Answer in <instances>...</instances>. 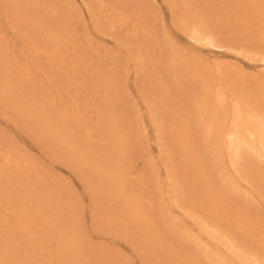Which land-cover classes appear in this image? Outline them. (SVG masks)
Listing matches in <instances>:
<instances>
[{"label": "rangeland", "instance_id": "374dc122", "mask_svg": "<svg viewBox=\"0 0 264 264\" xmlns=\"http://www.w3.org/2000/svg\"><path fill=\"white\" fill-rule=\"evenodd\" d=\"M28 3L0 0V264L15 247L30 264H264V154H230L209 116L221 89L264 118V0ZM119 166L140 226L119 191L105 212ZM73 226L77 246L58 245Z\"/></svg>", "mask_w": 264, "mask_h": 264}, {"label": "bare ground", "instance_id": "6f19581e", "mask_svg": "<svg viewBox=\"0 0 264 264\" xmlns=\"http://www.w3.org/2000/svg\"><path fill=\"white\" fill-rule=\"evenodd\" d=\"M30 0H6L7 3H11L13 6V10H18V13H20V17L25 15H35L32 12L34 10L30 9L29 2ZM26 10V11H23ZM40 33H44L45 38L47 41H45L46 44L53 45L59 42V36L56 31L50 30L49 26H39ZM191 31V37H193L197 42H204L206 44H209L211 46H216L215 43V36L212 31H203L201 27L199 26H192L190 28ZM51 47V46H50ZM50 47H47V45H44L42 47L35 46L36 53L38 55L46 53L50 51ZM238 48V47H237ZM53 56H56V54H46L45 56H39L37 58V62L39 61V65L41 64V60L43 58L51 59ZM264 59V58H262ZM47 64V62H46ZM15 70H17V73L20 72V74L24 75V81L29 82L32 81V75L36 72L34 68H27L25 70V65L23 63L17 62L15 65ZM63 66V62L58 64V67L61 68ZM222 67H217L215 70L219 74L218 79L220 80L221 73H222ZM225 75V73L223 72ZM221 76V77H220ZM220 77V78H219ZM218 80V84L221 85V80ZM45 85V84H43ZM222 87V86H221ZM220 89V88H219ZM225 92V91H224ZM221 92V89L219 91L218 100L221 105L215 106V111L213 113H209L210 120L212 122V127L216 130L217 138L222 140L223 144L226 145L228 152L230 154L233 153V155H239L241 147L243 145H252L253 148L256 147V150L260 155L264 154V118H260V115H256L255 112H250L247 110L245 106H243L239 100H236L235 98H230V101L226 99L225 93ZM221 99V100H220ZM229 99V98H228ZM61 105V114L63 116V103ZM205 108V107H204ZM221 110V114L217 111ZM213 110V108H212ZM223 112V115H222ZM205 113V112H203ZM208 116V117H209ZM68 119L72 120L75 118H78L76 115H73V117H67ZM63 121V117H61ZM53 122L48 119V122L50 125L51 130H56L58 127L57 124H55V120L52 118ZM79 122H81L79 120ZM7 162H10L8 159ZM16 167L17 166L16 164ZM123 167L119 166L116 169L113 167L110 168V187H109V194H108V200L109 203L106 204L108 206L105 207V212H107L111 208V204L113 202H116L115 199L112 197V194L114 193L115 196L117 195V192L119 191L121 194V198L119 199L121 202L124 203V207L121 208V210L127 214V225H129V222L133 225H142L145 220L141 219V216L139 215V208H138V201L136 199H132L130 197L127 198V194H125V179L127 177L125 176V172H123ZM129 177V175H128ZM117 197V196H116ZM112 212H109L110 214ZM108 223V222H106ZM120 223V221H118ZM143 227V226H142ZM64 230V229H63ZM264 229L260 231V234L263 235ZM75 226L71 228V230H68V232H64V234L59 235V238H61L58 245H65L68 248L69 247H76L77 241L75 239ZM67 238V239H65ZM136 232L130 236V239H136ZM214 244L217 245H223V243H218L215 240H213ZM226 249H230L232 252L234 250L231 249V246L229 244L225 245ZM216 250L220 251V248L215 246ZM16 255L18 256V264H30L32 262V258L30 255H20L17 251V248L15 247ZM23 256H26V258H23ZM222 255H218L220 257ZM221 259V258H219ZM222 260L225 261V258H222ZM242 262L237 260H232L231 264H252L251 260H248V257L244 259H240ZM253 264H258L257 259L253 258ZM227 264V262H225ZM229 264V263H228Z\"/></svg>", "mask_w": 264, "mask_h": 264}]
</instances>
